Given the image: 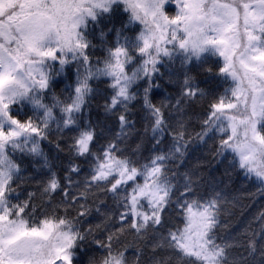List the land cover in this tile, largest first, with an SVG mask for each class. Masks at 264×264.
Masks as SVG:
<instances>
[{
    "label": "snow or ice",
    "instance_id": "6c2138e0",
    "mask_svg": "<svg viewBox=\"0 0 264 264\" xmlns=\"http://www.w3.org/2000/svg\"><path fill=\"white\" fill-rule=\"evenodd\" d=\"M209 141L264 192V0H0V264H264V212L233 243L221 178L180 170Z\"/></svg>",
    "mask_w": 264,
    "mask_h": 264
},
{
    "label": "trees",
    "instance_id": "16d2710c",
    "mask_svg": "<svg viewBox=\"0 0 264 264\" xmlns=\"http://www.w3.org/2000/svg\"><path fill=\"white\" fill-rule=\"evenodd\" d=\"M116 23L117 26H119V19H117ZM137 31H139V29H137ZM110 38L114 39V33L111 34ZM100 54L101 53L98 51L97 55ZM212 59H220L222 63V58L212 57ZM161 70L163 71V69ZM196 73L197 69L195 66H193V74ZM199 79L201 88H210L216 83L211 79L205 80L203 76H201ZM155 83L159 84L160 86L158 88L153 87L152 89V98L154 103L159 104L160 101L165 100V97L168 94H175L176 92V87L172 84H169L166 78L157 80ZM94 87H97V94L92 97L90 100V108L85 109V112L87 113L90 110L93 120L96 119L98 114H100L101 119H103V104L105 103L104 89L106 88V84L100 83L98 85H94ZM138 100L139 102L133 101L129 106L131 111L135 113V115L129 117V119L136 121L135 129L139 133V135L133 136L131 140V146L134 147L136 143L140 142L141 137H143L146 148H151L152 144L148 139L151 136V131L149 130L147 135H144V127L147 122L141 119V116L143 115L141 112L142 100H140L139 97ZM197 110H199V106H197ZM193 123H195V120ZM107 124L111 129V132H109L106 128V135H111L113 132L119 131V125L114 120H108ZM196 130L199 131L198 128ZM44 147L46 152L49 151V146L47 144H45ZM161 147L164 146L162 145ZM211 147L212 141H209L208 146L203 147L195 154L189 156L185 161L184 168L180 170L184 171L196 164H203L206 166L203 169L206 175L221 178L217 180L215 185H213L215 191L222 192L223 197L227 201V204L225 205L223 221L220 229L218 230V235L221 237H227L231 242L238 245L243 244L252 229H256L257 231L259 229V221L255 219V217H257L260 212H264V192L261 191L262 186L255 180V178L245 179L242 172L232 173L231 179L223 177L222 174L224 172L225 165L218 163V157L216 159L212 158V153L209 150ZM53 154H55L54 150ZM203 190L204 189L202 188L201 191ZM24 191L27 192L37 190L34 186H32L25 188ZM39 196L40 194L37 191L38 199L36 203L41 202ZM57 199H59V196ZM129 240H131V237H129ZM237 251H242V249L238 248ZM102 254V252L97 253V255ZM126 255L130 260H134V254L131 249L128 250Z\"/></svg>",
    "mask_w": 264,
    "mask_h": 264
},
{
    "label": "rangeland",
    "instance_id": "374dc122",
    "mask_svg": "<svg viewBox=\"0 0 264 264\" xmlns=\"http://www.w3.org/2000/svg\"><path fill=\"white\" fill-rule=\"evenodd\" d=\"M174 10V9H173Z\"/></svg>",
    "mask_w": 264,
    "mask_h": 264
}]
</instances>
